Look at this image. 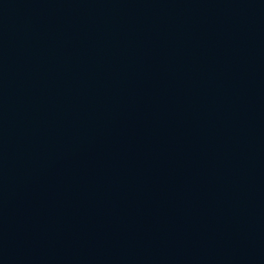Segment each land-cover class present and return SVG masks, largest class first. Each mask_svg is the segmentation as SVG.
Here are the masks:
<instances>
[{
    "label": "water",
    "instance_id": "1",
    "mask_svg": "<svg viewBox=\"0 0 264 264\" xmlns=\"http://www.w3.org/2000/svg\"><path fill=\"white\" fill-rule=\"evenodd\" d=\"M0 264H264V0H0Z\"/></svg>",
    "mask_w": 264,
    "mask_h": 264
}]
</instances>
